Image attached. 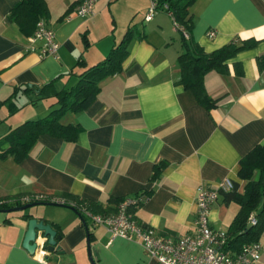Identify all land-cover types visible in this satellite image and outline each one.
Listing matches in <instances>:
<instances>
[{
    "label": "crops",
    "instance_id": "1",
    "mask_svg": "<svg viewBox=\"0 0 264 264\" xmlns=\"http://www.w3.org/2000/svg\"><path fill=\"white\" fill-rule=\"evenodd\" d=\"M82 1L46 0V24L60 46L54 57L41 54L40 41L35 52L29 51L30 37L9 19L19 0H0V139L48 116L57 102L54 92L74 86L128 29L134 31L122 72L101 83L98 99L86 111L64 117L65 125L80 129L76 142L41 135L23 161L0 159V200L29 196L71 202L66 198L71 195L110 214L118 207L113 200L149 195L135 217L158 235L183 237L193 232L198 189L215 188L225 179L242 185L241 159L264 145V71L257 64L264 56V0H196L190 8L191 42L204 52L257 42L228 61L230 74L206 75L208 94L220 100L212 110L178 84L182 34L163 10L145 20L154 0H98L86 18L76 14ZM159 164L165 167L154 177ZM238 211V205L220 198L210 213L211 226L228 230ZM28 214L57 231L59 252L32 255L24 249ZM87 226L76 210L63 205L0 212V264H160L140 242L111 240L105 228L89 221ZM260 242L264 264V234Z\"/></svg>",
    "mask_w": 264,
    "mask_h": 264
},
{
    "label": "trees",
    "instance_id": "2",
    "mask_svg": "<svg viewBox=\"0 0 264 264\" xmlns=\"http://www.w3.org/2000/svg\"><path fill=\"white\" fill-rule=\"evenodd\" d=\"M154 1L158 3L160 10L165 5L169 7L167 13H173L175 24L182 34L184 52L178 58L180 67L178 84L191 90L197 101L206 109H214L220 100L214 99L208 94L204 84L206 75L213 71L222 75L230 74L228 61L243 49L254 47L257 42L248 41L242 46L230 43L212 53H206L201 47L193 45L191 42L190 31L194 26V22L190 8L196 0ZM67 15L68 13L63 19ZM49 16L50 11L46 0H19L11 10L9 19L19 27L25 36L31 37L35 34L38 23L42 20L47 23ZM181 28L188 33V38L185 37ZM133 35V28L128 29L123 40L112 48L106 59L82 73L78 82L70 89L54 92L52 95L57 98V102L52 105V111L48 116L27 121L0 139V147L8 145L6 150L0 152V159L12 156L17 162L23 161L41 135H50L66 142H76L80 129L73 124L65 125L63 123L64 117L68 113L86 111L98 99L101 93V83L108 77L122 72V63L127 55L128 44ZM82 63L79 62V64ZM257 64L259 71L262 73L264 71V56L258 58ZM164 167L165 164L157 165L154 168V177L158 176ZM239 178L243 181L242 185L233 181L234 189L221 194L222 203L225 205L235 203L239 206V211L227 231L231 246L236 251H240L245 245L259 243L264 234V145L256 146L241 159ZM66 198L73 201L67 202V200L64 204H61V200L56 199L54 201L52 198L43 197L39 200L31 199L26 203L18 200L13 204L4 205L1 209L9 210L33 203L45 205L55 203L76 210L86 228H88V219L82 212L81 207H85L95 214H107L109 212L108 209H103L100 205L83 198L71 195H67ZM148 198L149 195H146V199L138 202L131 209L134 217L135 210L142 206ZM123 200L117 199L113 202L118 206ZM251 215L256 219L255 225L250 224ZM135 219L139 224L146 226L136 217Z\"/></svg>",
    "mask_w": 264,
    "mask_h": 264
},
{
    "label": "built area",
    "instance_id": "3",
    "mask_svg": "<svg viewBox=\"0 0 264 264\" xmlns=\"http://www.w3.org/2000/svg\"><path fill=\"white\" fill-rule=\"evenodd\" d=\"M97 2L98 0H83L76 8V14L82 18L93 15ZM168 9L169 7L165 5L162 10L167 12ZM159 10L158 3L154 1L145 20L151 21ZM168 14L175 20L172 12ZM181 29L185 37L188 38V33L183 28ZM214 36V32L208 34L210 38ZM38 41L42 42L40 51L43 56L58 57L60 46L56 40L55 32L43 20L38 23L35 34L30 37L32 43L29 48L30 52L36 51L34 44ZM233 189L234 182L230 179L223 180L215 188L200 187L196 199L197 217L193 232L176 239L158 235L151 227L138 223L131 213V209L143 198L124 199L118 205L117 210L110 214H95L85 207H81V209L93 227H103L107 230L111 240L121 238L140 242L147 256L160 264H260L263 248L260 242L245 245L240 251H236L231 246L228 233L211 226L210 213L213 206L218 203L222 193L230 192ZM41 198L43 197L25 196L18 200L26 203L31 199L39 200ZM18 200H0V209L4 205L13 204ZM52 200L56 201V199ZM60 202L61 204L65 203L64 200ZM249 220L250 224H256L253 215Z\"/></svg>",
    "mask_w": 264,
    "mask_h": 264
},
{
    "label": "water",
    "instance_id": "4",
    "mask_svg": "<svg viewBox=\"0 0 264 264\" xmlns=\"http://www.w3.org/2000/svg\"><path fill=\"white\" fill-rule=\"evenodd\" d=\"M45 204H27L23 207H18L9 210H2L0 209L1 213H8V212H27L31 209L41 206ZM50 206H58L59 204H46ZM26 221H28V231L26 233L23 247L26 249L30 254L34 255L38 250L43 251L44 253L54 254L59 252L60 248L57 246L58 241L61 240V237L58 236V233L50 224H46L44 219H40L34 217L31 214L25 216ZM39 233L43 238V242L41 244L38 243Z\"/></svg>",
    "mask_w": 264,
    "mask_h": 264
},
{
    "label": "rangeland",
    "instance_id": "5",
    "mask_svg": "<svg viewBox=\"0 0 264 264\" xmlns=\"http://www.w3.org/2000/svg\"><path fill=\"white\" fill-rule=\"evenodd\" d=\"M143 20H142V17L141 16H137V19H136V23H139L140 24V22H142ZM120 25V24H119ZM138 30H142V27H140V26H138ZM104 33V32H103ZM110 38H112V37H110ZM110 40H112V39H110ZM0 131H3L2 129L0 130ZM0 133H2V132H0ZM1 137V136H0ZM232 204H235V203H232ZM231 205V204H230ZM221 231H223V232H227L228 230H227V226H223V228H221Z\"/></svg>",
    "mask_w": 264,
    "mask_h": 264
}]
</instances>
